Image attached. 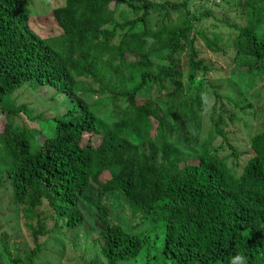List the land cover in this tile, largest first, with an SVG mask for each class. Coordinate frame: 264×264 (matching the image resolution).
Returning <instances> with one entry per match:
<instances>
[{
	"label": "trees",
	"instance_id": "obj_1",
	"mask_svg": "<svg viewBox=\"0 0 264 264\" xmlns=\"http://www.w3.org/2000/svg\"><path fill=\"white\" fill-rule=\"evenodd\" d=\"M111 1L124 6L119 20ZM188 1L64 0L52 10L61 33L43 38L29 27L21 0H0V187L9 188L33 244H15L1 232L3 264H32L39 238L66 237L78 228L85 248H96L107 264L140 253L148 256L144 264H229L237 254L247 264H264V119L249 137L250 155L238 174L209 151V139L196 144L197 162L186 164L164 138L170 119L192 144L196 128L189 130L187 122L204 106L199 86H186L174 63L187 42L186 78L205 69L188 39ZM152 9L162 14L151 23ZM221 24L232 29L229 45L246 64L236 80L260 76L263 22ZM203 39L209 50L217 49V34ZM152 54L166 63L156 64ZM83 82L104 96L82 98L77 90ZM27 86L51 90L45 101L54 109L31 117L16 105L12 94ZM106 100L119 109L116 117L98 116ZM20 112L37 128L14 120ZM90 135L97 136L95 144ZM112 194L125 201L122 210L134 220L129 229L145 222V232H125Z\"/></svg>",
	"mask_w": 264,
	"mask_h": 264
},
{
	"label": "rangeland",
	"instance_id": "obj_2",
	"mask_svg": "<svg viewBox=\"0 0 264 264\" xmlns=\"http://www.w3.org/2000/svg\"><path fill=\"white\" fill-rule=\"evenodd\" d=\"M242 1H188L186 11L192 21L188 39H192L191 45L197 51L198 58L203 60L205 69L196 73L193 79L186 78L189 71L186 61L189 54L187 42L184 43L182 50L174 54V63L180 70L184 71L182 81L186 86H199L204 106L200 113L194 114L193 120L187 122L189 130L196 128L194 135H191L194 139L192 144L186 142L182 131L177 129L170 119H167L169 127L165 129L164 135L167 142L179 149L182 162L186 164L197 162L196 144L199 141L209 139L207 146L209 151L224 158L227 166L236 174L241 171L250 155L249 137L260 130V122L264 119V67L260 68V76H257L256 73V77L252 79L247 78L246 75L242 80H236L240 76L238 68L245 70L246 64L243 60L236 58L234 49L229 45L232 29H225L221 24V22H226L232 26L243 24L257 26L263 22L259 30L264 32V1L253 6H245ZM21 2L23 10L28 16V25L36 34L43 38H49L61 33L52 15V10L62 6L64 0H21ZM109 7L114 9V17L119 20L118 12L124 6L118 3L114 4L111 1ZM180 13L181 9L173 11L170 15L171 19ZM161 14L160 10H150L151 23ZM214 33L219 36V41L217 49L211 51L205 45L203 37L210 39ZM125 55L128 60L134 58L130 54ZM156 55L160 54H152L153 57H151L156 64L163 65L166 63L164 57L163 59H156ZM191 81L193 82L190 83ZM88 84L81 83L77 90L82 98L93 101L104 96V93H93ZM52 94V91L46 88L30 89L27 86L23 90L22 88L16 90L11 99L16 105L23 104L28 115L32 117L43 114L47 109L51 111L54 109L51 103L45 101V97ZM137 101L140 102V100ZM111 106L110 101L106 100L100 107L98 116L103 118H106L107 114L115 116L119 109ZM2 114L0 113V128L3 121ZM111 119L113 118L108 120ZM14 120L28 128H37V124L22 112ZM192 123L199 124V127H193ZM153 128L154 125H152L151 133L154 131ZM41 137L42 135L39 136V138ZM87 138L91 144H95L97 141L96 135H90ZM9 197L10 191L7 185L0 187V233L5 232L9 240L15 244L20 243L23 246V243H26L27 246L32 247L33 244L29 232L24 227L21 212L17 208L15 209L9 201ZM110 198L113 199V212L115 211L114 214L120 220V225L125 232L129 231L130 234L145 232L147 228L145 222L137 224L135 229H129L134 220L122 210V207L125 206L124 199L121 200L120 196L113 194ZM79 208L85 214V221H90L89 209L82 204L79 205ZM139 216L141 217V215ZM145 219L146 217L143 218V220ZM136 221H138L137 218ZM82 233V230L78 228L67 233L66 237L54 233L39 238L40 253L33 259L32 264H107L96 248H85ZM152 237L153 232L150 238ZM152 251H149V255L153 253ZM147 257L140 253L134 260L130 259L116 264H144ZM0 264H3L1 259ZM163 264L174 263L165 260Z\"/></svg>",
	"mask_w": 264,
	"mask_h": 264
},
{
	"label": "clouds",
	"instance_id": "obj_3",
	"mask_svg": "<svg viewBox=\"0 0 264 264\" xmlns=\"http://www.w3.org/2000/svg\"><path fill=\"white\" fill-rule=\"evenodd\" d=\"M229 264H247V261L243 255L237 254L230 259Z\"/></svg>",
	"mask_w": 264,
	"mask_h": 264
}]
</instances>
